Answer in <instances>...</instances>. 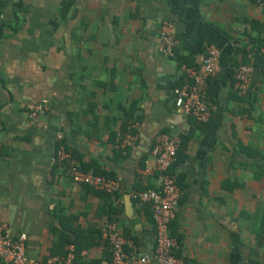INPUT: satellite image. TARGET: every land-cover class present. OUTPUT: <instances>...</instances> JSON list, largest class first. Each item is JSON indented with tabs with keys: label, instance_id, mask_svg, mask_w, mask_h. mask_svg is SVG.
<instances>
[{
	"label": "crops",
	"instance_id": "obj_1",
	"mask_svg": "<svg viewBox=\"0 0 264 264\" xmlns=\"http://www.w3.org/2000/svg\"><path fill=\"white\" fill-rule=\"evenodd\" d=\"M66 3L0 0V223L12 237L27 234L32 261L74 245L80 264H109L114 226L132 258L158 264L154 212L134 195L161 186L162 175L147 171L156 137L179 136L169 172L182 193L171 219L176 257L264 264L257 0H75L69 10ZM166 20L178 29L175 58L160 53ZM209 45L221 52L220 73L209 83L211 120L199 124L178 109L175 89L185 67H201ZM241 65L252 68L245 94L234 74ZM38 104L48 112L34 120L29 108ZM59 135L102 187L79 182L57 161Z\"/></svg>",
	"mask_w": 264,
	"mask_h": 264
},
{
	"label": "built area",
	"instance_id": "obj_2",
	"mask_svg": "<svg viewBox=\"0 0 264 264\" xmlns=\"http://www.w3.org/2000/svg\"><path fill=\"white\" fill-rule=\"evenodd\" d=\"M257 4L264 10V0H257ZM160 53L166 58H175L176 50L180 46L177 26L169 21H164L160 27ZM264 57V54H263ZM221 52L215 45L208 46V52L200 68L185 67V82L175 89L176 105L185 117L195 123L207 124L211 120L209 108V83L220 73ZM238 90L245 94L252 76V68L245 65L235 69ZM31 118L46 114L43 105H33L29 108ZM59 163L69 164L71 172L79 175V182L94 187H102L103 179L94 176L92 171L83 173L77 160L66 150L63 136L58 138ZM135 138L131 135L128 139L133 144ZM129 144V143H128ZM182 145L179 136L160 134L156 137L152 156L155 165L148 172H158L161 176L159 189L142 191L134 196L143 203L150 205L154 212V220L157 226L158 248L155 261L158 264H188L178 257V243L171 235V219L173 211L178 207L182 193L174 184L169 171L176 163V158ZM110 238L113 241V257L109 264H154L150 256L132 258L127 252L126 242L114 226L110 227ZM27 234L21 233L17 237L9 234L6 224L0 223V263L1 264H80L77 260V249L74 245L66 247L62 254L55 255L43 262H35L27 256Z\"/></svg>",
	"mask_w": 264,
	"mask_h": 264
},
{
	"label": "trees",
	"instance_id": "obj_3",
	"mask_svg": "<svg viewBox=\"0 0 264 264\" xmlns=\"http://www.w3.org/2000/svg\"><path fill=\"white\" fill-rule=\"evenodd\" d=\"M74 1L75 0H70V3H66V4H64V8L66 9V10H69V8L72 6V4L74 3ZM177 52H176V55H177V53H178V49L176 50ZM179 86H182V85H179ZM176 98V97H175ZM1 109H2V106L0 107V112H1ZM98 118V117H97ZM127 129V128H126ZM60 142H58V147H57V152H58V149H59V146H60ZM65 147H66V149L67 148H70L69 147V145L67 144V140H66V138H65V136L63 137V143H62ZM155 144V143H154ZM183 146L181 145V147H180V150H179V152L181 151V148H182ZM68 150V149H67ZM69 151V150H68ZM179 152H178V155H179ZM72 153V152H71ZM73 154V153H72ZM121 154H122V152H121ZM177 155V156H178ZM82 163V162H81ZM62 165V164H61ZM63 166H67V164H64L63 163ZM82 167L83 168H85V169H89V170H91V168H93V166H86V164H82ZM171 171H173V168H172V170H170L169 172H171ZM63 253V252H62ZM62 253H60V254H62ZM55 255V254H54ZM57 255V254H56Z\"/></svg>",
	"mask_w": 264,
	"mask_h": 264
},
{
	"label": "water",
	"instance_id": "obj_4",
	"mask_svg": "<svg viewBox=\"0 0 264 264\" xmlns=\"http://www.w3.org/2000/svg\"><path fill=\"white\" fill-rule=\"evenodd\" d=\"M126 202H127V207L131 206L132 201H131V199H130V195H127V197H126Z\"/></svg>",
	"mask_w": 264,
	"mask_h": 264
},
{
	"label": "rangeland",
	"instance_id": "obj_5",
	"mask_svg": "<svg viewBox=\"0 0 264 264\" xmlns=\"http://www.w3.org/2000/svg\"><path fill=\"white\" fill-rule=\"evenodd\" d=\"M44 110L45 112L47 113L48 112V108L46 106H44ZM60 137V135L58 136V138ZM59 140V139H58ZM71 154V153H70ZM57 155H58V152H57ZM72 155V154H71ZM57 161L59 162L60 161V157H59V160H58V157H57ZM30 260V259H29ZM37 262V261H35Z\"/></svg>",
	"mask_w": 264,
	"mask_h": 264
}]
</instances>
